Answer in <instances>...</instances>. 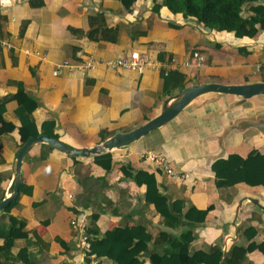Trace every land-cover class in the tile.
Returning a JSON list of instances; mask_svg holds the SVG:
<instances>
[{
    "label": "crops",
    "instance_id": "0c3cea01",
    "mask_svg": "<svg viewBox=\"0 0 264 264\" xmlns=\"http://www.w3.org/2000/svg\"><path fill=\"white\" fill-rule=\"evenodd\" d=\"M40 1L41 5L33 7L30 0H0L3 199L12 191L14 162L23 145L17 110L29 100L36 104L31 116L39 135H47L42 124L52 120L58 140L88 149L161 114L169 98L162 94L161 73L167 67L174 70L172 59L180 65L194 51L205 58L199 67L191 64L178 70L185 76V89L209 83L262 81L261 69L256 71V66L264 62V29L252 38L202 29L196 20L172 14L166 7L155 13L152 0H135L129 8L124 0ZM255 4H264V0ZM96 13L104 15L109 27L120 28L117 43L92 42L84 34L69 30L86 33L87 18ZM242 14L246 17L252 13L247 9ZM137 31L144 34L132 39ZM3 40L11 44L10 50L1 44ZM131 52H139L150 62L144 72L97 65L86 73L64 67L60 75H53L65 61L76 65L88 56L110 60ZM238 98L220 92L194 97L161 127L128 145L100 153H111L108 171L95 164L97 155L71 157L53 147L43 149L41 144L45 143L33 146L20 168L21 183L30 192L20 194L10 212L25 221L26 230L32 234L26 241L19 240L12 252L27 244L31 260L39 264H77L81 254L73 243L75 231L70 220L80 214L86 216L89 226L93 214H98L99 232L91 235L97 239L115 227H138L139 234L150 236L132 244L137 264H155L154 259L165 255L170 242L187 228L193 230L195 238L182 250L186 264H203L195 262L194 253L216 245L224 256L234 245L256 243L264 247V187L239 183L217 188L210 169L214 160L233 153L250 160L264 154V94ZM3 121L12 129H6ZM148 153L163 155L174 175L143 158ZM123 164L131 171L154 173L158 190L170 203L184 202L183 214L190 206L200 210L212 206L204 223L193 225L179 215L180 226L165 225L154 206L144 202L145 186L124 177L120 169ZM8 224L6 216L4 226ZM248 228L255 229L250 238ZM162 233L167 235L166 241ZM107 252L113 253L111 249ZM96 260L97 264H134L129 249H122L113 258L96 255ZM241 264H264V251L248 252Z\"/></svg>",
    "mask_w": 264,
    "mask_h": 264
},
{
    "label": "trees",
    "instance_id": "16d2710c",
    "mask_svg": "<svg viewBox=\"0 0 264 264\" xmlns=\"http://www.w3.org/2000/svg\"><path fill=\"white\" fill-rule=\"evenodd\" d=\"M153 11L159 13L162 7H166L172 14H181L184 18H191L197 21L199 27L215 32L233 33L235 37H254L260 30L264 29V4H255L259 0H152ZM125 5L129 8L135 0H124ZM31 6L41 5L40 0H30ZM249 9L251 15L243 16V12ZM88 20V31L82 33L80 30L70 28L73 33L84 34L89 41L92 42H107L117 43L120 28L118 26L109 27L102 13L90 15ZM174 27V25L169 24ZM176 27V26H175ZM143 31H137L131 38H137L143 35ZM160 58V56H159ZM162 59V56L161 58ZM81 60V59H80ZM77 60V61H80ZM260 71L261 82H264V66ZM161 78L163 79L164 96L172 97L176 93L181 92L186 87L185 76L177 70H170L168 73L162 71ZM36 104L28 101L26 105H21L17 112L21 121L19 127V135L21 144L33 137L39 136L35 123L32 119L31 112L35 109ZM2 124H7L2 122ZM6 129H12L10 124H7ZM50 129H47V127ZM54 121H47L42 124L43 133L49 137L57 139V135L53 133ZM102 134L104 133L101 132ZM41 147L47 151L53 148L46 144H41ZM46 153L42 155L45 158ZM95 164L103 167L105 170H110L112 167V156L110 152L94 156ZM125 178L135 182L138 186H145L144 202L152 204L155 211L163 218V223L170 228L180 226V218L193 225L204 223L207 213L212 209L209 206L206 209L200 210L194 206H190L186 213L183 214L184 202L176 200L170 203L168 197L162 194L157 187V180L154 173H149L144 170L131 171L126 164L120 167ZM210 169L214 175V184L217 188L230 187L239 183L246 184L251 187H264V154H261L257 159L250 160L238 154H230L227 157L214 160ZM2 174H0L1 180ZM29 193V188L24 184H20L19 194L17 198L11 201L8 206L0 210V264L11 262V264H39L31 260L29 247L24 245L20 247L17 253H13L12 249L16 247L19 240L26 241L31 231L25 228V221L10 215L11 210L17 205L20 194ZM3 197H0V201ZM8 217L9 224L4 226V219ZM98 214H93L91 224L89 226L90 235L98 234L96 221ZM249 235L247 238L254 236L255 229H247ZM246 230V231H247ZM35 233V232H34ZM35 239L43 244L38 236L34 235ZM166 241L167 235L162 233ZM194 232L191 229H185L181 234L175 237L169 244V249L162 257L154 259L155 264H186V254L182 253L184 248H187L194 240ZM150 236L139 234L138 227H115L106 231L100 239L91 237L92 252L96 255H106L113 258L114 255L122 249L130 250V261L137 264L136 253L132 248V244L136 240H149ZM128 240V241H127ZM163 240V241H164ZM130 241V242H129ZM44 245V244H43ZM108 249L113 253L109 254ZM254 249L264 251L262 244L251 243L248 246L234 245L229 252L224 256L220 246L209 247L206 251H198L194 253L196 263L203 264H241L246 258L248 252Z\"/></svg>",
    "mask_w": 264,
    "mask_h": 264
},
{
    "label": "water",
    "instance_id": "95a60500",
    "mask_svg": "<svg viewBox=\"0 0 264 264\" xmlns=\"http://www.w3.org/2000/svg\"><path fill=\"white\" fill-rule=\"evenodd\" d=\"M189 90V93L185 92ZM208 92H220L225 94L241 96L244 99L255 95L264 94V82H256L251 84L241 85H223L218 83L200 84L190 86L178 94L169 97L165 100L164 108L157 117L148 121L144 125L137 127L126 133H117L113 137L103 141L101 144L88 149H77L70 145L49 137L48 135H39L37 137L27 140L19 149L14 162V181L13 188L3 200L0 201V210L8 206V204L15 200L19 194V187L21 184L20 168L25 154L35 145L45 143L54 149H57L71 157H88L90 155H99L102 152L110 151L114 148H120L128 145L131 142L138 140L145 136L150 131H153L168 121H170L183 107L194 97ZM171 109V110H170ZM170 110V111H169ZM169 111V112H168ZM257 205V202H255Z\"/></svg>",
    "mask_w": 264,
    "mask_h": 264
},
{
    "label": "built area",
    "instance_id": "2783aa9c",
    "mask_svg": "<svg viewBox=\"0 0 264 264\" xmlns=\"http://www.w3.org/2000/svg\"><path fill=\"white\" fill-rule=\"evenodd\" d=\"M1 44L7 49H11V44L8 41L3 40L1 41ZM204 59L205 58L202 53L194 51L192 52L189 60L185 61L184 63L179 65L178 62L172 59L170 64L172 67H175L174 70L178 71L181 67H189L191 64L199 67L204 62ZM97 65H102L103 67L111 70L125 69L142 73L150 65V62L147 61L145 57L141 56L139 52H131L128 56L110 60H98L92 56H88L82 59V61L78 62L76 65L71 64L68 61L63 62L62 65H58L54 69L53 75H60L61 69L64 67L69 68V70L77 68L82 73H86L89 70L95 68ZM263 65L264 62L258 64L256 66V71H259ZM163 71L166 74L170 71V69L167 67V69H164ZM144 157L157 162V165L163 168V170H165L168 174L174 175L173 171L168 167L163 155H153L148 153L144 154L143 158ZM70 226L75 231L73 243L81 254V260L77 264H97L96 255L92 252L91 235L88 231L89 225L86 216L84 214H80L78 217L72 218L70 220ZM87 258L90 259L89 262H86Z\"/></svg>",
    "mask_w": 264,
    "mask_h": 264
},
{
    "label": "rangeland",
    "instance_id": "374dc122",
    "mask_svg": "<svg viewBox=\"0 0 264 264\" xmlns=\"http://www.w3.org/2000/svg\"><path fill=\"white\" fill-rule=\"evenodd\" d=\"M239 96L236 95V98H238ZM239 99V98H238ZM241 100V99H240ZM140 146H144L143 143L140 144Z\"/></svg>",
    "mask_w": 264,
    "mask_h": 264
},
{
    "label": "bare ground",
    "instance_id": "6f19581e",
    "mask_svg": "<svg viewBox=\"0 0 264 264\" xmlns=\"http://www.w3.org/2000/svg\"><path fill=\"white\" fill-rule=\"evenodd\" d=\"M187 93H189V90H187V91L185 92V94H187ZM170 110H171V109H170ZM170 110H169V111H170ZM169 111H168V112H169Z\"/></svg>",
    "mask_w": 264,
    "mask_h": 264
}]
</instances>
